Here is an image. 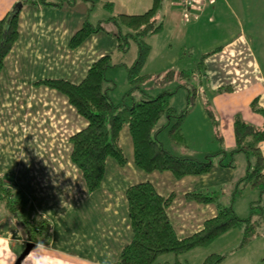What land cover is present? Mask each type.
Masks as SVG:
<instances>
[{
    "label": "crops",
    "instance_id": "0c3cea01",
    "mask_svg": "<svg viewBox=\"0 0 264 264\" xmlns=\"http://www.w3.org/2000/svg\"><path fill=\"white\" fill-rule=\"evenodd\" d=\"M18 1L0 0V18ZM238 2L240 6H237ZM80 3L87 4V7ZM152 5L153 0H77L75 4H65L61 8L26 5L19 14V37L5 57L0 73V176L28 218L46 220V232L38 233L39 239L34 242L15 214L16 227L12 229L33 242V248L37 243L42 245L51 264H113L131 238L125 190L143 178L130 174L138 168L133 166V155L127 157L125 154L127 162L124 166L109 158L99 188L88 192L79 169L70 159L69 142L70 135L85 127L86 121L63 94L36 82L45 78H61L77 83L94 60L112 53L115 44L105 35L115 38L116 26L112 31L103 26L102 31L91 34L80 46L69 47L70 37L85 19L92 24L101 21L97 17L89 18L95 7L105 10V19L110 21L112 15L142 14ZM178 6L177 0H163V28L165 22L178 26L181 16ZM238 7L243 8V0H196L191 15L198 14L195 21L205 17L208 23H214L216 19L217 26L226 25L219 20L220 16L223 19L229 9L230 15L238 19ZM154 35L145 38L151 49L148 58L152 54L150 39ZM180 58L181 55L173 64L179 65ZM238 66L234 65V68ZM262 91L255 87L247 96L237 94L236 99L231 98L236 94L231 90L216 94L215 102L220 105L218 113L229 118L226 123L234 145L233 121L236 115L254 125L263 124L264 117L250 107L251 101L257 97L258 105L264 108ZM212 120L216 122L214 117ZM259 147L264 156V141L259 142ZM208 177L202 174L180 179L173 176L150 179L160 194H175L167 213L178 237L199 230L204 220L215 215L213 203H198L185 197L190 190L211 192L213 179L209 181ZM229 177L233 179L234 173H229ZM177 182L180 187L175 189L173 185ZM0 212L7 210L3 206ZM238 231L231 228L211 245L196 247L178 256H169L171 253L160 255L153 264H170L172 260L171 264H201L215 246H226L225 239L230 238L232 244H237L240 239ZM216 241L219 242L214 244ZM20 243L16 259L26 245L20 246Z\"/></svg>",
    "mask_w": 264,
    "mask_h": 264
},
{
    "label": "trees",
    "instance_id": "16d2710c",
    "mask_svg": "<svg viewBox=\"0 0 264 264\" xmlns=\"http://www.w3.org/2000/svg\"><path fill=\"white\" fill-rule=\"evenodd\" d=\"M95 1V0H83ZM19 8L14 7L0 18V73L4 60L19 37V14L26 5H42L52 8H61L63 5H72L77 0H19ZM17 2V3H18ZM110 8V4H107ZM112 19V20H110ZM110 21L116 26L114 33L116 49L125 53L130 41L137 46V53L130 65H126L128 90L122 95L118 103H114L109 90L114 83L106 77L108 69L114 66L110 62V53H106L94 60L81 81L75 83L61 78H45L36 84L44 85L63 94L68 103L86 121V126L69 137L71 145L70 159L79 169L84 185L88 192L99 188L105 175L107 160L113 159L118 165L124 166L127 158L120 143V133L126 124L129 129L134 164L146 173L170 172L176 179L188 175H202L214 167H234L232 156L243 153L248 162V168L243 178L236 181L233 196L242 190L246 184L250 188H260L264 193V156L259 142L264 141V121L262 125H254L236 115L233 121L234 147L228 152L230 161L225 162L226 151L220 150L214 154H205L202 158L189 155L171 153L161 141L158 134L165 127H169V136L173 142L182 141L181 124L190 111L195 89H189L184 82L189 80V72L180 70L175 74L169 70L163 77L177 78L175 89L184 87L188 90L186 107L177 112L170 104V97L175 91H162L156 96L146 95L143 83L151 76L142 74V67L150 53V45L146 37L157 34L163 29V0H153L150 9L142 14L112 15ZM103 30L101 22L92 24L87 19L72 34L69 47L80 46L91 34ZM218 49L201 54L197 63L203 67L207 55ZM165 84V83H164ZM137 91L140 100L133 96ZM148 96V97H147ZM257 97L251 103V109L264 117V108L257 103ZM164 115L167 123L155 128L160 117ZM172 122V123H171ZM215 138L222 142L218 131ZM222 156L214 162L216 156ZM244 182V183H242ZM243 184V185H240ZM188 200L198 203H213L216 213L204 220L201 228L185 237H178L168 216L167 209L172 204L175 194H160L150 181H142L128 186L125 190V199L129 223L131 228L130 241L125 244L117 255L113 264H153L158 256L172 253L175 256L183 254L196 247H205L231 228L241 231V238L235 247L245 246L252 238L264 235L257 231V225L264 216V206L261 201L250 203L251 215L239 217L233 209L232 203L226 205L219 201L214 191L190 190L185 193ZM233 198L231 202H233ZM258 203V204H257ZM0 204L11 214L17 213L25 230L30 233V240L39 239L40 232H46V220L32 221L28 219L25 209L20 204L9 186L0 176ZM259 207L261 212L258 219H252L254 209ZM229 251L213 252L207 255L201 264H219L228 255ZM174 264H179L175 262Z\"/></svg>",
    "mask_w": 264,
    "mask_h": 264
},
{
    "label": "rangeland",
    "instance_id": "374dc122",
    "mask_svg": "<svg viewBox=\"0 0 264 264\" xmlns=\"http://www.w3.org/2000/svg\"><path fill=\"white\" fill-rule=\"evenodd\" d=\"M80 4H84L82 6L84 8L87 7L85 3ZM237 6H240L239 2ZM233 7L235 8L234 4ZM178 10L181 14L178 26H175L174 23L168 25L165 22L163 30L150 39L153 47L152 54L149 58L147 57L141 73L150 74L151 76L143 83V88L146 95L149 96H156L162 91H175L170 97V104L177 112L186 107L187 87L191 90L195 89L196 96L189 108L190 111L181 124L182 141L173 142L171 140L168 134L170 125L161 130L158 139L165 148L176 155L202 158L205 154H214L217 151L224 150L227 155L223 158V161L228 162L231 158L228 152L234 147L231 130H228L226 123L229 118L218 113L220 105L215 102V96L219 92L231 90L236 92L235 96L231 98L236 99L237 94L247 96L255 87H258L263 90L262 96L264 97V81H262V78H264V0H243V8L238 7V19L233 14L231 16V11L228 9L223 19L221 16L219 18L226 25L219 26H217L216 19L214 23H208L205 17L195 21L198 19L196 17L198 14L196 16L191 14L185 16L182 13V6H178ZM240 16L242 18H239ZM93 17L99 18L105 29L115 30V25L105 19L107 13L101 7L97 6L91 10L90 20ZM105 36L107 40H112V44H115V48L110 53V62L114 66L107 70L106 77L114 83V87L108 92L109 96L114 103H118L129 88L125 66L130 65L136 57L137 46L133 41H130L127 51L121 53L116 49V41L113 35ZM101 43H104V41H101ZM216 49L218 51L205 57L203 67H198L197 63L201 54ZM164 54L167 55L164 56ZM180 55L182 60L179 63L177 62L179 65L176 66L173 61L179 60ZM237 64H239V69L234 68V65ZM182 69L187 70L190 74L189 80L184 79L187 87L175 89L177 83L182 81L176 77L173 79L163 76L169 70H174L177 74ZM133 96L137 97L135 98L137 100L141 99L137 91L133 92ZM213 117L216 122L212 120ZM166 123L167 119L162 115L155 128ZM216 130L222 137V142H218L215 138ZM121 143L126 156L130 157L132 155V144L126 124L121 129ZM221 156L222 154L216 156L214 162ZM232 161L234 167H231V169L215 167L206 174L209 176V181L213 179L210 185L213 186L214 195L217 199L226 205L232 203L236 214L241 218H246L251 215L249 206L251 202H258L259 200L261 201V207L264 206V193H260V188H250L246 184L242 190H239L233 196L232 192L236 181L245 176L248 162L246 156L241 152L235 153L232 156ZM133 166H135L134 163ZM136 169L135 173L130 174L135 178L142 176L143 180L138 182L151 181L155 177L172 176L170 172L155 171L146 173L139 168ZM229 173H234L233 179L229 177ZM179 187L178 182L173 185L175 189ZM232 198L234 199L233 202H231ZM210 206L214 207L213 204H210ZM2 209L3 205L0 204V210ZM260 212V208L256 207L252 219H258ZM13 215L9 212H0V264H14L15 253L20 251L19 241L23 240V244L20 243V246L28 241L24 235L21 236L12 229L11 220L16 221ZM28 219L32 220L30 217ZM259 222L256 226L257 231L264 233V216L261 217ZM238 233H240L239 238H241V231L239 230ZM225 240L227 241L226 246L222 247L219 244L208 255L211 252L229 251L223 260L224 262H221L222 264H264L263 234L252 238L243 247H235L239 241L237 244H232L230 238ZM218 242L216 241L214 244ZM173 255L172 253L169 254V256ZM172 262L173 260L170 261V264Z\"/></svg>",
    "mask_w": 264,
    "mask_h": 264
},
{
    "label": "clouds",
    "instance_id": "9594fccd",
    "mask_svg": "<svg viewBox=\"0 0 264 264\" xmlns=\"http://www.w3.org/2000/svg\"><path fill=\"white\" fill-rule=\"evenodd\" d=\"M11 223L13 224V228L16 227V221L13 222L11 220ZM21 244H23V240ZM22 264H51V260L42 245L37 243L36 246L24 256Z\"/></svg>",
    "mask_w": 264,
    "mask_h": 264
},
{
    "label": "built area",
    "instance_id": "2783aa9c",
    "mask_svg": "<svg viewBox=\"0 0 264 264\" xmlns=\"http://www.w3.org/2000/svg\"><path fill=\"white\" fill-rule=\"evenodd\" d=\"M178 4L182 6L184 15L193 14V8L196 4V0H177Z\"/></svg>",
    "mask_w": 264,
    "mask_h": 264
},
{
    "label": "water",
    "instance_id": "95a60500",
    "mask_svg": "<svg viewBox=\"0 0 264 264\" xmlns=\"http://www.w3.org/2000/svg\"><path fill=\"white\" fill-rule=\"evenodd\" d=\"M20 5H21V3L18 2V3L15 5V7H16V8H19ZM33 245H34V243L31 242V241H28V242L26 243L24 250L21 252V254H20V255L18 256V258L16 259L15 264H20V262H21V260L24 258V256H26V255L29 253V251L33 248Z\"/></svg>",
    "mask_w": 264,
    "mask_h": 264
}]
</instances>
